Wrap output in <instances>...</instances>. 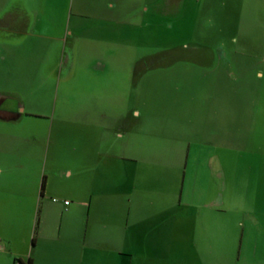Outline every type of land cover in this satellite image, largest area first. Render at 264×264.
Instances as JSON below:
<instances>
[{
    "label": "crops",
    "instance_id": "0c3cea01",
    "mask_svg": "<svg viewBox=\"0 0 264 264\" xmlns=\"http://www.w3.org/2000/svg\"><path fill=\"white\" fill-rule=\"evenodd\" d=\"M201 1L0 0V195L27 219L21 252L0 225V264H264V0ZM159 24L215 28L226 70L151 71L144 101L139 70L109 69ZM52 46L73 97L58 86L47 136L23 130L25 88ZM170 75L188 101L163 100Z\"/></svg>",
    "mask_w": 264,
    "mask_h": 264
},
{
    "label": "rangeland",
    "instance_id": "374dc122",
    "mask_svg": "<svg viewBox=\"0 0 264 264\" xmlns=\"http://www.w3.org/2000/svg\"><path fill=\"white\" fill-rule=\"evenodd\" d=\"M202 3L212 4L215 0H202ZM209 15V11L206 12ZM62 28L63 34H66V25ZM213 29V30H212ZM66 30V31H65ZM211 31L210 36L207 40H204L199 34V30L196 31L200 36L193 35L190 37L179 38L177 33L169 36L167 26L159 24L157 27V42L154 43H143V42H133L138 46V53L133 56L130 53V48H127V53L120 57L119 69L115 63L117 60H111L109 70H139V75L142 79L141 86V97L144 101H150L153 98L152 86H151V71L155 70H226L225 64L227 62L224 58L218 57V39L214 34L215 28H208ZM224 32H229V29L222 28ZM188 34V33H187ZM203 35V34H202ZM219 37V33H218ZM202 38V39H199ZM225 38V37H223ZM146 37L143 36L145 42ZM142 40V41H143ZM229 50V49H228ZM56 49L54 46L48 49V56L45 63V70H32V75L38 76L39 80H31L28 89L31 93V104L27 107V110L41 113L31 116L29 121V126L25 125L23 128L27 130L45 132L47 136L55 130V123L52 125V113L55 108V100L58 86L61 85L60 98L62 95L65 99H70L73 97V92H71V81L68 80L66 83L63 81L58 85V57H56ZM82 60H78V63H82ZM96 61V59L90 60ZM228 63V62H227ZM133 64V65H131ZM220 67V68H219ZM95 68V67H93ZM219 68V69H218ZM65 72V71H64ZM164 82H169L170 86L165 88L167 91L163 90L160 92L163 96V100L177 101L186 100L188 101L190 95L187 89L180 87L183 83V77L170 75V77L165 78ZM64 87V88H63ZM190 94L194 97L197 96L198 90L195 88L196 96L194 95L193 89L189 87ZM167 93V94H166ZM185 98V99H184ZM22 130V131H23ZM11 188V187H9ZM18 188V187H16ZM56 201V198H54ZM261 199V198H260ZM259 198H255V202L252 204L255 211H262V203ZM16 198L5 197L0 195V225L2 232H4V237L6 244L12 243V250L21 252L23 248V242L18 240L19 229H23L25 223L27 222L25 216V210L22 204H18ZM24 210V211H23ZM53 225V224H51ZM54 228V226H52ZM52 228V230H53ZM67 227L62 228V232H59L56 228L55 234L59 237L55 239V243L58 246L69 245L70 241L66 236ZM70 228V230H73ZM64 233V234H63ZM225 242V240H224ZM3 242L0 241V245ZM80 245L77 246V249ZM1 249V246H0ZM229 250L225 251V257L228 256ZM79 251L77 252V254ZM257 254L255 252V260ZM18 254H15V261L17 264H21ZM259 257V256H258ZM75 258V257H74Z\"/></svg>",
    "mask_w": 264,
    "mask_h": 264
},
{
    "label": "trees",
    "instance_id": "16d2710c",
    "mask_svg": "<svg viewBox=\"0 0 264 264\" xmlns=\"http://www.w3.org/2000/svg\"><path fill=\"white\" fill-rule=\"evenodd\" d=\"M28 264H30V263L28 262Z\"/></svg>",
    "mask_w": 264,
    "mask_h": 264
}]
</instances>
